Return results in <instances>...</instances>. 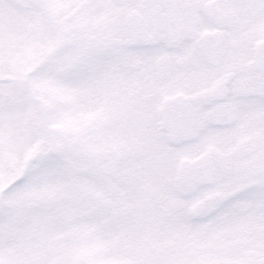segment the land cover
<instances>
[{"label": "snow or ice", "instance_id": "snow-or-ice-1", "mask_svg": "<svg viewBox=\"0 0 264 264\" xmlns=\"http://www.w3.org/2000/svg\"><path fill=\"white\" fill-rule=\"evenodd\" d=\"M0 264H264V0H0Z\"/></svg>", "mask_w": 264, "mask_h": 264}]
</instances>
